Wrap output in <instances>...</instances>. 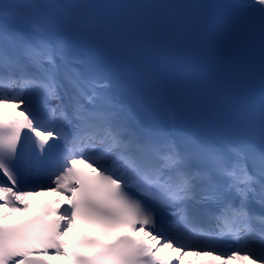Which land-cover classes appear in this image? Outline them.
Wrapping results in <instances>:
<instances>
[{
    "label": "snow or ice",
    "instance_id": "6c2138e0",
    "mask_svg": "<svg viewBox=\"0 0 264 264\" xmlns=\"http://www.w3.org/2000/svg\"><path fill=\"white\" fill-rule=\"evenodd\" d=\"M0 176V264H264V0H0Z\"/></svg>",
    "mask_w": 264,
    "mask_h": 264
},
{
    "label": "bare ground",
    "instance_id": "6f19581e",
    "mask_svg": "<svg viewBox=\"0 0 264 264\" xmlns=\"http://www.w3.org/2000/svg\"><path fill=\"white\" fill-rule=\"evenodd\" d=\"M12 108V107H11ZM14 109V108H13ZM15 111H18L14 109ZM62 196H59L56 193H47V192H40L38 194L31 195L27 198H25L26 202L30 205L27 211L25 212H16L13 213L12 216L10 217L9 222L11 223L15 219H20L23 218L31 213V210L33 209L34 206L38 207L40 203H50L54 204L53 202L56 200H61ZM4 211L3 207H0V212ZM75 233V230L73 228H70L67 233L64 235L63 239L67 240L68 242L70 241V236ZM159 252H161L163 255L170 256V255H179V253H173L172 250L168 247H163L159 249ZM205 257L204 255L201 256H196V255H185L180 261L179 264H192L196 260ZM52 260L56 259L55 257L50 256ZM230 264H251V261H238L234 260L231 261Z\"/></svg>",
    "mask_w": 264,
    "mask_h": 264
}]
</instances>
